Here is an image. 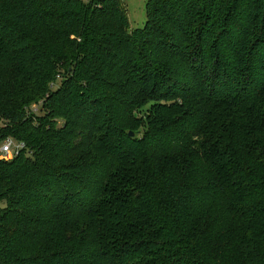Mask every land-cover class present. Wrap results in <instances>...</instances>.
Wrapping results in <instances>:
<instances>
[{"label": "trees", "instance_id": "16d2710c", "mask_svg": "<svg viewBox=\"0 0 264 264\" xmlns=\"http://www.w3.org/2000/svg\"><path fill=\"white\" fill-rule=\"evenodd\" d=\"M145 11L0 0V264H264V0Z\"/></svg>", "mask_w": 264, "mask_h": 264}, {"label": "rangeland", "instance_id": "374dc122", "mask_svg": "<svg viewBox=\"0 0 264 264\" xmlns=\"http://www.w3.org/2000/svg\"><path fill=\"white\" fill-rule=\"evenodd\" d=\"M86 2L89 0H85ZM129 20L130 29L141 28L146 19L145 3L147 0H122ZM60 83V79H56V85ZM4 206V202H0V207Z\"/></svg>", "mask_w": 264, "mask_h": 264}, {"label": "built area", "instance_id": "2783aa9c", "mask_svg": "<svg viewBox=\"0 0 264 264\" xmlns=\"http://www.w3.org/2000/svg\"><path fill=\"white\" fill-rule=\"evenodd\" d=\"M38 107L37 105H32L30 112H38ZM24 147L25 145L23 142H18L14 138L8 136L0 143V159L9 160L16 156Z\"/></svg>", "mask_w": 264, "mask_h": 264}, {"label": "water", "instance_id": "95a60500", "mask_svg": "<svg viewBox=\"0 0 264 264\" xmlns=\"http://www.w3.org/2000/svg\"><path fill=\"white\" fill-rule=\"evenodd\" d=\"M129 135L132 136V132H129Z\"/></svg>", "mask_w": 264, "mask_h": 264}]
</instances>
